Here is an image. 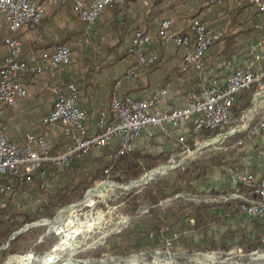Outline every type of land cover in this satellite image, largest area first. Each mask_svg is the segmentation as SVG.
Masks as SVG:
<instances>
[{"label":"crops","instance_id":"0c3cea01","mask_svg":"<svg viewBox=\"0 0 264 264\" xmlns=\"http://www.w3.org/2000/svg\"><path fill=\"white\" fill-rule=\"evenodd\" d=\"M33 1L43 5L45 12L36 30L20 29L15 33L22 46L21 58L40 59L43 52L66 43L71 47L70 62L52 72L22 71L19 79L27 94L16 104L0 108V127L10 141L18 144L24 142L27 132L43 136L53 156L66 150L69 138L56 123H45L43 118L53 106L54 90L68 83L75 84L79 103L87 111L85 126L90 134L99 131L98 120L108 119L109 99L113 93L147 98L156 90L167 88L166 95L157 102L160 109L167 110L187 102L188 94L196 93L211 79L222 83L236 66L264 70V31L260 27V16L245 0H127L123 5L103 9L88 34H85L84 22L74 14L68 2ZM166 16L172 19L169 30L172 34L191 35L189 25L196 18L212 32L221 34L205 54L204 70L193 66L183 69L187 49L157 35L160 22ZM134 30L151 36L142 48L157 54L155 62L138 63L128 52ZM8 34L6 19L0 14V65L7 52L3 42ZM190 125L191 122H187L169 133L149 126L146 129H156L157 134L138 135L135 148H143L153 140L163 142L185 137ZM234 173L252 174L257 179L264 177V130L230 149L222 164L211 169V190L231 189ZM26 184L17 186L16 193L26 192ZM223 203L211 210V220L223 216L218 224L214 220L211 223L214 241H228L229 234L238 227L249 236L259 235L258 220L241 212L235 218L224 217L230 203Z\"/></svg>","mask_w":264,"mask_h":264},{"label":"built area","instance_id":"2783aa9c","mask_svg":"<svg viewBox=\"0 0 264 264\" xmlns=\"http://www.w3.org/2000/svg\"><path fill=\"white\" fill-rule=\"evenodd\" d=\"M56 1L52 0V2ZM62 1L68 2L74 14L82 19L85 24V34H88L103 9L123 5L127 0ZM245 2L258 12L260 27L264 31V0H245ZM44 12L45 7L33 0H0V14L5 17L9 30L3 42L7 52L0 65V108L14 105L26 96V87L19 79L22 71L38 74L52 72L70 62L71 47L66 43L56 45L50 52H43L40 59L26 61L21 58L22 46L15 33L20 29L36 30L42 22ZM171 23L170 17L162 18L157 35L163 39H172L175 44L187 49L183 57V69L193 66L197 70H204L205 54L221 34L212 32L198 18L190 22L191 35L169 33ZM150 38L148 33L141 30H134L132 33L128 52L134 55L138 63L150 64L157 59L156 53L146 52L142 48ZM252 89H254V99L264 95V70L236 66L229 71L222 83L215 78L211 79L202 84L196 93L188 94L187 102L167 110L157 106L160 98L166 95L167 88L158 89L147 98L113 93L109 99L108 119L98 120L96 127L99 131L89 134L85 126L87 111L79 103L75 84L68 83L64 87L56 88L53 106L44 116L43 122L56 123L68 136L69 143L66 150L58 156L51 155L45 138L31 132L25 133L23 143H15L6 137L0 127V197L14 192L17 186L23 185L30 174L45 162L68 167L81 156L91 151H98L107 145L117 148L118 154L132 151L135 148V138L149 126L158 127L163 132L169 133L170 130H179L183 124L191 122L186 136H179L178 141H184L204 130L210 132L222 129L236 120L233 106L237 95ZM259 105H261L260 113L252 124H247L244 136L237 142L238 145L244 139H249L264 130V97ZM232 180V193L220 196V199L223 202L237 200V209L240 212L259 221L260 242L264 246V177L257 179L252 174L234 173ZM241 185L248 188L250 194L241 193ZM176 237L177 235L174 234L172 239H165L164 244L171 245ZM27 253L34 258L37 257L34 251ZM20 255L22 254H10L4 262Z\"/></svg>","mask_w":264,"mask_h":264},{"label":"rangeland","instance_id":"374dc122","mask_svg":"<svg viewBox=\"0 0 264 264\" xmlns=\"http://www.w3.org/2000/svg\"><path fill=\"white\" fill-rule=\"evenodd\" d=\"M253 93L254 89H252L251 92L249 106L241 111L239 115H234L236 120L227 124L222 129L210 131L208 134L200 133L188 137L184 141L172 139L169 140L171 141L169 143L166 139V141L163 142L156 140L149 142L147 146L141 149L146 150L150 154L162 156L161 159L157 160L155 166L152 168H143L136 178H131L126 181L117 179L107 172L104 178L94 181L79 197L60 206L52 215H47L43 211L44 208H40L41 202L45 198L41 192H38L37 184L28 186L24 193L19 194L15 191L4 194L0 200V219L3 217L8 220L10 219L5 224L12 225V233L20 228L24 229L20 233L15 234L8 244H6V241L11 234L5 241L0 237V247L4 246L0 249V264H3L6 257L10 254H22L20 256H24L29 254L27 253L29 251H34L37 257L34 258L31 256V258L25 262L28 264H41L40 258L50 251L54 244L62 237L61 234L48 231L45 222L50 221V219L52 220L58 210L70 204L81 202L87 192L95 189L104 181L117 184L119 187L106 191L100 197H96L91 206L79 207V214H81L83 219L85 218V214H91L92 224L87 231L84 230L74 238L76 246L80 247L71 258L73 264H123L126 259L132 256H139L142 259L135 264H207L203 260H194L195 255L201 254L214 257L217 261L216 264H263L264 260H252L251 256L264 254V246L253 242L254 244L251 248L246 249L245 246L239 244L238 235L243 232L239 227L233 229L229 234L228 241L226 240L224 242L229 244L227 248H223L221 242L214 241L212 238L213 235L211 234V223L213 219L206 227L200 228L194 231V233H190L191 235L186 238L188 239L187 243H183L182 241L172 242L171 245H165L164 242H158L157 244L146 243L144 246L137 249L129 247L132 246V243L134 244V239L130 240L126 237L125 239L121 236L124 231L132 227L140 226L147 220L146 218L150 206L146 204L143 188L159 177L172 175L178 169L189 168L192 163L199 166H207L205 175L199 179L201 182L199 184L195 182L173 197L161 199L157 202L156 206L160 207L162 210L171 211L175 210L177 207H181L182 212H185L182 214L183 219H181L184 221L188 218V224L184 227L183 233L188 235L190 232L188 228L194 224V219L190 218L189 215L191 212L190 207H192L191 204L200 205L204 203L210 206V210L216 205L224 204L220 196L231 194L232 188L226 192L211 190V169L215 166L217 167L218 163L222 164L224 155H226L230 149L238 146L237 142L240 139L239 136L244 134L247 124H252L258 116V113H260L261 105H259V108H257L256 112H254L249 119L246 118V112L253 107ZM242 102L243 101L239 102V104ZM234 129L237 131L232 133ZM153 131H155V133H152ZM228 133L232 134L230 136H225ZM147 134L154 136V134H157V130L145 129L139 136H147ZM221 135L225 136L221 141L215 144L202 146L210 142L213 138ZM136 148L140 149L138 147ZM104 149L109 150V148ZM104 149H100L94 153H96V155H101ZM209 158H211V162H213L214 159L216 163L215 166H208ZM161 165L173 166V168L163 170L162 172L164 173L160 172L156 174L154 178L148 180L146 183L131 185L134 183H130L131 181L140 179L146 173L151 172V169L152 171L158 170ZM54 179L52 183L43 182V186L40 188L42 190L53 188L54 185L60 182L58 181L60 180V175L57 174ZM243 194H250V190ZM227 202L230 203V206L227 209L228 212L224 214V217L228 216L235 218V216L240 213L237 209V200L232 199ZM225 204L229 205L227 203ZM216 217H218V220L214 222L218 224L222 221L221 217L223 218V216ZM236 218L239 219L238 217ZM66 219L67 221L70 220L69 217H65V222ZM173 221V217L167 219L168 223H172ZM20 223L21 225L19 226ZM17 224L18 226H16ZM179 224L180 223L177 222L176 226ZM246 235L251 241H256L261 235V230L259 235ZM155 257L158 258L155 259ZM14 258L16 259V257H13L4 262V264H18L13 261ZM159 258L160 260H158Z\"/></svg>","mask_w":264,"mask_h":264},{"label":"trees","instance_id":"16d2710c","mask_svg":"<svg viewBox=\"0 0 264 264\" xmlns=\"http://www.w3.org/2000/svg\"><path fill=\"white\" fill-rule=\"evenodd\" d=\"M251 92L252 90L240 92L233 106L234 115H239L241 111L249 106ZM241 101L243 102L239 104ZM202 133L208 134L209 131L204 130L201 134ZM243 136L244 135H241L239 138ZM161 158V155L150 154L141 148H135L123 154H118L117 148L115 147L112 149L109 148V150L104 149L101 155H96L94 151H91L74 160L68 167H60L57 164L45 162L40 168L30 174L29 179H27L25 183H27V187L37 184L38 192H41L45 198L41 202L40 208H44L43 211L47 215H52L57 208L79 197L94 181L104 178L107 172L117 179L126 181L131 178H136L143 168H152L156 165L157 160ZM215 164L214 159L213 162H211V158H209L208 166H215ZM218 165L220 164L218 163ZM206 168L207 166H199L192 163L189 168L178 169L172 175L159 177L143 188L146 204L150 206L146 218L147 220L140 226L132 227L121 234L124 238L126 237L130 240L134 239V244L131 242L132 246H129L130 248L133 247L138 249L146 243L157 244L158 242H164L165 239H172L174 234H176L177 237L172 240L173 243L177 241L187 243L188 239L186 238L191 235L190 233H194V231L206 227L211 223L210 206L204 203L200 205L191 204L192 207H190L191 212L189 215L190 218L194 219V224L188 228L190 229L189 234L185 235L183 230L188 224V218L184 221L182 220V214L185 212H182L181 207H177L175 210L171 211L162 210L160 207L156 206L157 202L161 199L173 197L195 182L199 184L201 182L199 179L205 175ZM57 174L60 175V180H58L60 182L58 184L47 190H42L40 188L43 186V182L52 183ZM248 190L249 189L245 186H240L241 192L247 193ZM169 217L174 218L172 223L167 222ZM4 219V217L0 219V237L3 241L12 234L13 228L12 225L5 224L10 219ZM212 219L216 221L218 217H213ZM177 222L180 223L178 226H176ZM20 225L21 223L19 226ZM16 226H18V224ZM253 242L261 244L260 237H258L256 241H251L245 232L239 233L238 243L245 246L246 249H250L254 244ZM221 244L223 248L229 246V244L224 242H221Z\"/></svg>","mask_w":264,"mask_h":264},{"label":"bare ground","instance_id":"6f19581e","mask_svg":"<svg viewBox=\"0 0 264 264\" xmlns=\"http://www.w3.org/2000/svg\"><path fill=\"white\" fill-rule=\"evenodd\" d=\"M263 97H264V95H259V96L255 97V99L253 101L252 109H250L246 112V118L247 119H249L251 117V115L255 112V110H257L259 102L261 101V99ZM236 131L237 130L234 129V130H232V133L236 132ZM229 134H231V133H228L227 135H229ZM225 136L221 135V136L215 137L210 142L205 143L202 146L208 145V144H215V143L221 141L223 139V137H225ZM167 168L171 169V168H173V166L169 167V166L161 165L158 170L152 171V169H151V172L146 173L140 179L132 181L131 183H133V182L134 183L131 185L144 183V182L148 181L152 176L162 172L163 170H165ZM116 187H119V185L104 181L99 186H97L95 189L87 192L81 202L70 204L63 209L58 210L55 217L52 220L50 219V221L45 222L47 224L48 231H54L57 234H61L62 237L59 239V241L56 244H54V246L51 248L50 251H48L42 258H40L41 264H73L71 258L78 251V248L80 247V246H76V241H74L75 240L74 238L77 235H79L81 232H83L84 230L87 231L88 228L92 224L91 214L90 213L85 214V218L83 219L81 214H79V210H80L79 207L91 206L94 203V199L96 197H100L106 191H110ZM65 217H69L70 220L67 221V219H66V222H65L64 221ZM62 221H64L65 223ZM15 257H16V259L14 258V260H13L14 262H17L18 264H28L25 261L29 260L31 258V255L27 254L24 256H15ZM156 258H158V257H155V259ZM251 259L252 260H264V254H256L253 257L251 256ZM141 260L142 259L139 256H132V257L126 259L123 262V264H135L136 262H139ZM158 260H160V258ZM194 260H203L207 264H216L217 263V261L215 260L214 257L206 255V254L195 255ZM263 264H264V262H263Z\"/></svg>","mask_w":264,"mask_h":264},{"label":"water","instance_id":"95a60500","mask_svg":"<svg viewBox=\"0 0 264 264\" xmlns=\"http://www.w3.org/2000/svg\"><path fill=\"white\" fill-rule=\"evenodd\" d=\"M231 134H232V133H231ZM231 134L226 135V136H230ZM204 146H205V145H204ZM162 173H164V172H162ZM154 176H156V175H154ZM154 176H152L150 179L154 178ZM150 179H149V180H150ZM136 180H137V179H136ZM133 181H135V180H133ZM131 182H132V181H131ZM131 182H130V183H131ZM146 182H147V181H146ZM146 182H145V183H146ZM22 230H23V228H20L19 230L14 231V232L11 234V236L8 238V240L6 241V244L9 243V241L12 239V237H13L15 234L20 233ZM3 247H4V246H1L0 249L3 248Z\"/></svg>","mask_w":264,"mask_h":264}]
</instances>
